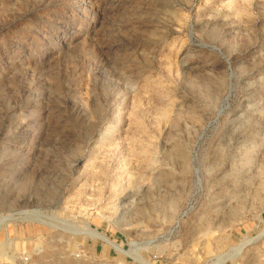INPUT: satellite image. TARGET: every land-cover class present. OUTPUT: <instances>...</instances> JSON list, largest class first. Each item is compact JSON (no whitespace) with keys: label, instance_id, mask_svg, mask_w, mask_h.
<instances>
[{"label":"rangeland","instance_id":"1","mask_svg":"<svg viewBox=\"0 0 264 264\" xmlns=\"http://www.w3.org/2000/svg\"><path fill=\"white\" fill-rule=\"evenodd\" d=\"M0 264H264V0H0Z\"/></svg>","mask_w":264,"mask_h":264},{"label":"bare ground","instance_id":"2","mask_svg":"<svg viewBox=\"0 0 264 264\" xmlns=\"http://www.w3.org/2000/svg\"><path fill=\"white\" fill-rule=\"evenodd\" d=\"M91 232H92V230H91ZM90 235H91V237H93L95 239H100L103 242H107L108 243V241H106V239L102 235L98 234L96 231H93Z\"/></svg>","mask_w":264,"mask_h":264}]
</instances>
